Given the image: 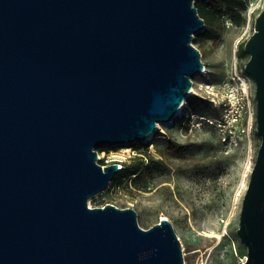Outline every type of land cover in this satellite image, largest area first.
I'll return each instance as SVG.
<instances>
[{
	"label": "water",
	"instance_id": "obj_1",
	"mask_svg": "<svg viewBox=\"0 0 264 264\" xmlns=\"http://www.w3.org/2000/svg\"><path fill=\"white\" fill-rule=\"evenodd\" d=\"M196 1L0 0V264H185L168 218L88 201L119 168L99 147L146 144L185 106L205 67ZM244 50L261 144L239 264H264V8Z\"/></svg>",
	"mask_w": 264,
	"mask_h": 264
},
{
	"label": "rangeland",
	"instance_id": "obj_2",
	"mask_svg": "<svg viewBox=\"0 0 264 264\" xmlns=\"http://www.w3.org/2000/svg\"><path fill=\"white\" fill-rule=\"evenodd\" d=\"M244 15L253 10L251 20L236 26L223 14L216 23V38L194 42L205 65L192 77L193 85L185 105L191 104L190 126L162 124L142 150L152 151L167 162V169L130 185L124 181L92 196L91 207L113 203L131 207L145 229L168 218L180 238L185 264H239L247 258L248 248L237 230L243 198L255 165L261 138L254 136L252 146L225 148L215 128L201 124L200 116L217 114L208 99L205 86L225 80L235 62L245 66L250 55L241 56V46L253 34L255 19L264 8V0H247ZM254 85V81H253ZM185 145L180 153L168 148V140ZM118 147L121 158L133 154ZM228 149V150H227ZM115 152V151H114ZM211 235V236H209Z\"/></svg>",
	"mask_w": 264,
	"mask_h": 264
},
{
	"label": "built area",
	"instance_id": "obj_3",
	"mask_svg": "<svg viewBox=\"0 0 264 264\" xmlns=\"http://www.w3.org/2000/svg\"><path fill=\"white\" fill-rule=\"evenodd\" d=\"M252 13L253 10L250 7L245 15L248 21L251 20ZM253 81V78L245 72L244 66L241 67L235 62L225 80L205 86L208 99L218 112L212 117L200 116L197 120L201 123L199 125L207 124L215 128L225 148H239L244 144L252 146L257 132V103ZM190 117L195 119L197 116L185 105L175 122L183 118L182 128H184L190 126L192 122ZM159 129H161V123H158V131ZM123 149L125 151L131 149L133 154L127 158H121L116 155L118 149L109 152L98 151V162L103 166L117 163L118 172L138 158L146 159L145 151L134 148V145H126ZM149 152L152 153V151Z\"/></svg>",
	"mask_w": 264,
	"mask_h": 264
},
{
	"label": "trees",
	"instance_id": "obj_4",
	"mask_svg": "<svg viewBox=\"0 0 264 264\" xmlns=\"http://www.w3.org/2000/svg\"><path fill=\"white\" fill-rule=\"evenodd\" d=\"M248 4L247 0H209L208 2H202L197 0L195 5L198 7L199 15L206 22V29L195 35L194 42H200L209 39L216 38L215 26L221 20L223 14L229 16L231 21L236 26H241L246 22V17L242 13V9H246ZM248 53L244 50V44L241 46V56H246ZM187 108H191V104H188ZM192 109V108H191ZM180 123V119L176 122ZM256 136H261L256 132ZM219 139V138H218ZM220 142V140H219ZM221 144V142H220ZM146 144L136 143L134 148L141 150ZM223 147V145L221 144ZM119 146H101L97 151H111L117 150ZM168 148L171 150H177L182 153L185 150V145H182L174 140H168ZM146 159L138 158L130 164H127L122 170L118 171L109 184V188L121 185L124 181H128L130 185L137 184L145 178L153 176L157 172H162L167 169V162L161 157L150 153L145 150ZM103 164V162H102Z\"/></svg>",
	"mask_w": 264,
	"mask_h": 264
},
{
	"label": "bare ground",
	"instance_id": "obj_5",
	"mask_svg": "<svg viewBox=\"0 0 264 264\" xmlns=\"http://www.w3.org/2000/svg\"><path fill=\"white\" fill-rule=\"evenodd\" d=\"M165 124V123H164ZM166 124H169V123H166ZM150 138H152V134L150 135ZM209 236H211V235H209Z\"/></svg>",
	"mask_w": 264,
	"mask_h": 264
}]
</instances>
